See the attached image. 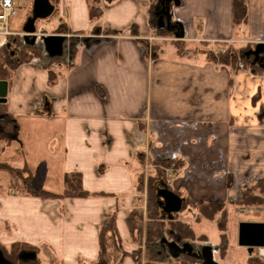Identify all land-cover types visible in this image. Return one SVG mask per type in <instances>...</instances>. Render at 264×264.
Here are the masks:
<instances>
[{"label":"crops","instance_id":"crops-1","mask_svg":"<svg viewBox=\"0 0 264 264\" xmlns=\"http://www.w3.org/2000/svg\"><path fill=\"white\" fill-rule=\"evenodd\" d=\"M51 1L58 31L86 40L69 67H54L61 75L53 85L40 59L15 68L0 115L7 116L3 128L14 122L6 133L17 139L0 134L10 141L0 142V162L27 167L33 186L55 195L63 192L64 175L77 172L93 196L41 201L0 194V248L23 243L39 264H92L111 214L126 256L109 235L106 254L117 256L108 263L136 264L137 229L127 218L141 209L136 186L144 164L177 162L168 188L185 201L235 202L244 186L264 179V73L160 56L158 33L165 30L155 26L156 0H100L98 33L86 0ZM179 1L169 14L183 29L180 42L208 43L213 51L222 43H264V0H245L239 29L232 0ZM6 43L0 36V48Z\"/></svg>","mask_w":264,"mask_h":264},{"label":"trees","instance_id":"trees-1","mask_svg":"<svg viewBox=\"0 0 264 264\" xmlns=\"http://www.w3.org/2000/svg\"><path fill=\"white\" fill-rule=\"evenodd\" d=\"M87 3V9H88V16L89 21L93 24V31L94 33H98L100 31V23H101V16H102V9H101V3L100 0H86ZM246 20V2L245 0H232V24L235 29H239L243 26ZM156 32H158L156 30ZM159 36L164 37L165 36H171L172 34L168 31H164V35L162 33H158ZM83 42V41H82ZM39 43V42H37ZM23 47L20 50V54L18 55V61L16 63H13L11 59H7L6 57V51L7 48L2 46L0 48V81H5L7 83V86L9 85L15 68L20 65L24 64L32 59L40 58L41 52L38 49H35L37 44L34 46H28L25 45L23 42ZM169 46L171 49L174 50L176 55H179L181 57H185L188 59H193L195 57H198V59L210 62L217 65H227L230 66L234 71H237L233 65L235 63V52H239L241 55H243L242 62L245 64H249L251 68H254L255 71L264 72V69H261L257 64H252L250 60H247L246 57H244V52L249 50L250 46H243L239 49H234L233 46L222 43V44H216L215 48L216 50L213 51L212 46L208 43H199L198 47H195L191 43H178V41H173L169 43ZM157 49V47L154 45V49ZM223 50V51H220ZM235 51V52H234ZM8 52V51H7ZM76 53V50L73 52L72 58ZM63 55L58 58H54L50 60V64L47 66L48 68V82L50 85L55 84L57 78L59 75H61L60 72L54 69V67H62L63 65H66V67H69L72 62L66 61L62 62L59 59H62ZM28 60V61H27ZM63 60V59H62ZM51 66L53 69H51ZM57 69V68H56ZM257 69V70H256ZM260 73V74H262ZM5 103L0 104V107L4 106ZM2 113V111H0ZM4 130L6 132L12 131L11 124H8L6 127H4ZM0 142H4L5 144H9L10 141L2 138L0 136ZM156 180L159 178L163 179L162 176L163 171L158 170V166H161V168H168L169 162H160L156 163ZM25 174V176H24ZM5 176L4 180L6 182L4 189L6 190H12L14 191V195H23L28 197H33L36 199H39L41 201H47L52 199H64V198H87L90 196H93V194L85 191L82 187L81 183V176L77 172L72 173H66L64 175L63 179V192L59 195H55L53 193L44 191V190H38L36 189L32 184L31 179V173L27 167H23L21 169L13 168L9 164L0 162V177ZM141 175L138 176V182H137V191L141 188ZM154 188L149 189V201L148 203H152L154 200V195L151 192ZM2 189L0 188V194H6L2 193ZM95 195V194H94ZM226 204L230 203H224V202H201V201H190L186 200L184 203V209L188 210H197L204 218L208 220H213L216 216H221L223 220H225V210L224 206ZM233 205H237L240 207H263L264 206V179L254 181L250 185H246L242 188L240 199L234 203H231ZM142 217L141 211H134L131 212L127 218V225L130 229H133L134 222L133 220L137 217ZM167 228V230L165 229ZM225 227V225H223ZM164 230L171 231L183 241V240H190L193 242H204V237L200 235L199 237L195 236L194 232L187 227H183L181 223L176 222L175 220L167 221L166 225L165 223H162V225L157 224L153 230L150 231L147 242L149 243H156L158 240H160V234ZM224 229V228H223ZM112 236L114 239L119 241L117 232L115 229V223H114V215L107 214L104 217L103 223L99 230V256L95 263L92 264H109L108 260L106 259V245L105 241L108 236ZM119 246V243L117 244ZM119 248V252L122 257H125L126 254L121 251V248ZM148 248V247H147ZM2 252L4 253L5 257L13 262L14 264H39L38 261L35 262H28V263H22L17 259V254L21 252L22 250H29L32 251L33 249L28 247L27 245L23 243H14L9 246V249L7 248H1ZM150 250V248H148ZM15 253V254H14ZM133 256V254H132ZM159 255L153 256V260L156 262V257ZM135 263L140 264L139 257L133 256ZM225 254L224 252H221L219 254V260H224ZM178 261V260H177ZM179 264H195L194 261H192L189 258H183L180 259ZM247 264H264V260H261L259 257H249Z\"/></svg>","mask_w":264,"mask_h":264},{"label":"rangeland","instance_id":"rangeland-1","mask_svg":"<svg viewBox=\"0 0 264 264\" xmlns=\"http://www.w3.org/2000/svg\"><path fill=\"white\" fill-rule=\"evenodd\" d=\"M22 1H23L22 2L23 4H21L22 6L19 5V8L17 10L18 17L16 16L17 18H13L12 23L10 24L11 30L21 35H22V32H21L22 24L24 23L25 19L30 15L31 4H32V0H22ZM19 16L21 17L19 18ZM56 19H57V15L54 12L52 16L49 17L48 19L43 20V21H37L36 23V29H37L36 39L37 40L42 35L47 36V35H53V34L60 32L58 31L59 24L58 22L56 23L57 21ZM21 21L23 22L20 23ZM160 33L164 35L163 34L164 32H160ZM172 37L165 36V35L164 37L162 36L160 37L162 40L157 42L160 45V52H158L160 56L161 55H166L167 57H171L172 55L176 56V53L174 52V50L171 49L169 46L170 42L178 41V43H185V42H180L179 40H175ZM13 40H16V45L11 46L9 49H7L8 52L6 51L7 59H11L12 62L14 61V59L19 57L18 55L20 54V50L23 47L20 35H17L13 39H10L9 41H7V43H11ZM84 40H86L85 37H82L79 35L73 36V37H67V41L65 43L66 45H65V49H64V53L62 57L63 60L62 59H59V60L62 62H66L68 61V58H69L71 61L73 52L77 49V46H79ZM162 46H164V48H161ZM35 49H38L41 52L40 58H35V59L42 60L44 62V65L48 66L50 64V60L47 58L46 54L44 53L41 43H37V46ZM220 51H223V50L220 49ZM234 55H235V63L233 67L237 71L249 72L250 70H252V72H254L255 70L254 68H251L249 64H245L242 62L243 55H241L239 52H235ZM256 72L262 73V72H259L258 70ZM160 162L161 161H158V163ZM156 163L157 162L155 161L153 162L150 161L146 163V165L145 164L143 165L142 171H139L141 172V183L142 184H141L140 190L137 192H138V195H141L142 198L140 202L141 209H139L138 211H141L142 217L139 216L133 220L134 226L137 229V231L133 232V237H134L133 239H134V242H136V244L138 245H137V249L132 254L133 256L139 257L140 264L142 260H143L142 264H179L180 259L177 261V260L170 259L169 257L166 259L165 257L162 258L158 256H156L158 258L155 262L153 260V256H155L157 254V250H160V249L154 248L155 243L148 244L147 242V237L150 231L153 230V228L157 224L162 225V223H165L166 225V222H167L166 219H164V221L162 220L160 210L156 203V198H155L156 188L161 186L162 183L167 184V182L165 181L166 179L165 176L167 175L168 170H170V168L176 169L178 166L177 162H176L177 164L169 162V165L167 166L168 170L167 168H161V166H158V170L163 171L162 176L164 178L163 179L159 178L158 180H156L155 179L156 178L155 168L157 166ZM4 178L5 176L0 177V188L3 190L2 193H6L4 195H7V196L14 195L15 193L11 189L10 190L4 189L5 184H6V182L2 180ZM169 184L167 186H169ZM151 187L154 188L151 192L154 195L155 204H154V201L150 204L148 203L149 196H150L149 189ZM228 203L230 204H226L224 206L225 215H226L225 220H223L221 216H216L214 217L213 220H208L204 218L197 210L191 211V210L184 209V208L181 210V212H179L178 214L174 216L173 220L181 223L183 227L190 228L194 232L195 236L199 237L200 235H202L204 237V242H194V244L196 245L208 244V245L213 246V248H216V251L214 252V259L218 263L220 262L219 264H247L248 258L251 256L259 257L261 258V260H264V249H260V250L254 249L253 252L249 254L246 249L238 247L237 245L238 224L240 222H264V206L263 207H240V206L231 204V203H234V201L228 202ZM223 225H225V227H223ZM165 229L167 230L166 227ZM166 230L163 229L161 234H164L163 237H165V239L171 241L172 236L169 235L167 233L168 231ZM161 234H160V238L162 237ZM185 241H189L190 243H193V241H190V240H183L182 242H185ZM114 243H116L115 244L116 250H119L118 247H120V245L117 246V244L120 242L114 239ZM158 243H159V240L156 242V245H158ZM149 245L151 246L153 245V247L150 248ZM9 246H7L6 248L9 249ZM147 247L150 248V250H148ZM110 252H111L110 257H109V253L105 255L108 262L109 260H111V258H115L117 256L116 255L117 253L115 252V250L111 249ZM221 252H224L225 259L222 261H219V254H221Z\"/></svg>","mask_w":264,"mask_h":264},{"label":"water","instance_id":"water-1","mask_svg":"<svg viewBox=\"0 0 264 264\" xmlns=\"http://www.w3.org/2000/svg\"><path fill=\"white\" fill-rule=\"evenodd\" d=\"M113 1V0H107ZM157 5L154 8L155 26L158 30L170 32L176 40L183 37V29L178 23L171 22L170 10L172 7H178L179 0H156ZM55 12V6L51 0H32L30 15L25 19L21 27V40L25 45L34 46L37 42L41 43L44 53L48 59L61 57L64 53L66 35L58 32L53 35L40 36L37 40V21H43L52 16ZM16 40L11 43H6V48L9 49L14 45ZM13 54V53H12ZM11 54V55H12ZM247 59L252 57V64H258L261 69H264V43H258L244 53ZM7 83L0 81V104L6 102ZM5 115H0V121L4 120ZM14 123V122H13ZM16 129V127L14 128ZM0 134L7 137L11 141H16L15 133L3 134L0 126ZM156 203L160 210L161 218L172 221L174 216L181 212L184 208L185 199L173 192L164 183L156 188L155 193ZM165 244L167 254L171 259H177L181 256H186L194 259L199 264H219L214 259L216 248L211 245H202L200 250H195L189 241L183 242L179 246L174 241H168L162 237L158 245ZM237 245L244 248L249 254L254 249H264V222H240L238 224ZM17 259L22 263L34 261L36 259L33 251H21L17 254ZM0 264H14L8 260L0 249Z\"/></svg>","mask_w":264,"mask_h":264},{"label":"built area","instance_id":"built-area-1","mask_svg":"<svg viewBox=\"0 0 264 264\" xmlns=\"http://www.w3.org/2000/svg\"><path fill=\"white\" fill-rule=\"evenodd\" d=\"M18 8L19 3L16 0H0V36L4 37L7 41L13 39L17 35L22 36L21 34L12 31L10 28L12 19L17 16ZM174 176L175 170L170 168L165 176V181L167 182L165 185H168Z\"/></svg>","mask_w":264,"mask_h":264},{"label":"flooded vegetation","instance_id":"flooded-vegetation-1","mask_svg":"<svg viewBox=\"0 0 264 264\" xmlns=\"http://www.w3.org/2000/svg\"><path fill=\"white\" fill-rule=\"evenodd\" d=\"M16 45V42H15V44H14V46ZM247 59V58H246ZM247 60H250L251 61V63H252V57L250 58V59H247ZM258 65V64H257ZM259 66V65H258ZM5 117H7L6 115H5ZM5 119V118H4ZM3 121L4 120H2V121H0V126H1V129H2V132H3V134H7L6 133V131L4 130V128H3ZM15 125L12 123V132L14 131V127ZM163 221H164V219H162ZM168 221V220H167ZM169 235H171L172 236V238H171V241H174V242H176L179 246H182L183 245V242H182V240L179 238V236H177L176 234H174L173 232H171V231H168L167 232ZM162 235V237L164 236V234H161ZM173 235H176V236H173ZM161 237V238H162ZM161 238H160V240H161ZM159 240V241H160ZM169 241V240H168ZM159 244V243H158ZM192 244V246H193V248H194V251L195 250H200V247L202 246V245H196V244H194V242L193 243H191ZM155 245H156V243H155ZM152 247H153V245H152ZM157 248L158 249H160V252L162 251V252H164V253H166L167 252V248H166V245L165 244H160L159 246H157ZM167 256L170 258V256H169V254H167ZM183 258H189V257H186V256H181V257H179V258H177V259H173V260H179V259H183ZM171 259V258H170ZM189 259H191L192 261H194V263L195 264H199L197 261H195L194 259H192V258H189ZM219 261H221V260H219ZM220 263V262H219Z\"/></svg>","mask_w":264,"mask_h":264}]
</instances>
